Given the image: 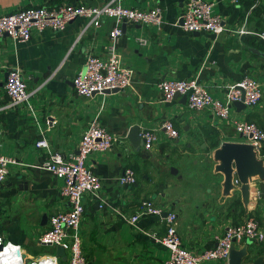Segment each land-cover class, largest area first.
I'll use <instances>...</instances> for the list:
<instances>
[{"label":"crops","instance_id":"obj_1","mask_svg":"<svg viewBox=\"0 0 264 264\" xmlns=\"http://www.w3.org/2000/svg\"><path fill=\"white\" fill-rule=\"evenodd\" d=\"M106 1L0 0V15L30 6L67 2L100 5ZM206 1L215 4L214 13L220 14L229 27L264 29V0ZM185 2L124 0L125 5L140 9L161 5L166 21L162 28L123 24L117 47L121 60L133 73L132 86L125 90L83 97L73 82L90 52L105 56L112 42V19L104 20L100 27L91 26L81 37L87 22L84 17L61 31L34 32L28 42L16 43L7 37L0 45V105L9 100L4 87L8 70L20 68L34 95L31 102L40 115V125L46 128L54 150L65 155L76 152L95 116L119 137L108 152H94L88 160L101 178L103 194L112 207H101L97 200L86 197L87 264H117L118 252L123 251L130 254L125 264H165L169 250L158 241L167 231L164 218L145 216L136 226L123 218L132 216L144 199L177 212L178 233L196 252L214 246L218 235L230 225L243 223L249 215L264 223V162L255 154L261 164L246 181L239 178L233 164L229 179L220 169L222 162L216 154L226 143L249 141L209 110H192L181 98L165 100L158 86L165 77L198 78L223 100L228 86L244 76L260 79L264 87V43L249 33L183 31L175 23L180 21ZM141 38L148 39V44H142ZM233 116L264 126V96L255 108L238 110L235 106ZM165 120L173 122L180 137L169 139L162 134L154 149H146L141 130L158 128ZM135 127L138 130L133 134ZM40 138L26 106L0 111V154L20 162L11 168L8 181L0 189V225L6 238L21 244L31 258L38 255L28 248L43 245L40 236L49 227L50 216L69 207L61 192L64 181L41 168L47 154L36 146ZM127 168L136 172L134 185L118 182ZM249 241L236 244L237 248L248 244L244 262L262 258L264 264V246Z\"/></svg>","mask_w":264,"mask_h":264},{"label":"built area","instance_id":"obj_2","mask_svg":"<svg viewBox=\"0 0 264 264\" xmlns=\"http://www.w3.org/2000/svg\"><path fill=\"white\" fill-rule=\"evenodd\" d=\"M214 5L206 0H186L180 16L183 22L178 21L175 25L189 33H229L240 36L249 33L264 43V29L248 30L245 25L239 29L229 27L220 14L214 13ZM80 17L87 20L80 37L91 26L100 27L106 19H112L114 26L109 32L112 42L108 45L105 56L90 52L82 68L74 76L77 94L91 97L94 93L108 89L125 90L131 87L132 69L121 60L117 40L124 33L123 24L155 25L162 28L166 21L161 5L140 9L125 5L124 0H108L100 5L67 2L53 6H30L14 13L0 15V45L7 37L16 43H24L32 39L34 32L64 30L70 22ZM140 42L147 45L148 39L141 38ZM158 86L165 100L175 99L177 93L186 95L190 109L209 110L219 121L231 124L238 135L249 141L254 153L264 162V127L255 121L233 116L235 103L238 101H243L249 108H255L261 103L264 87L260 79L244 76L240 81L230 84L224 100L215 97L210 87L198 78L165 77ZM4 87L9 100L0 105V111L21 106L28 108L32 121L41 134L36 146L47 154L41 168L64 181L61 192L69 207L50 216L49 227L40 236V242L48 246H62L66 251L65 261H68V264H87L84 243L86 197L97 200L101 207H112L110 200L103 194L101 178L90 168L88 160L94 152H108L119 137L109 131L95 116L83 132L77 151L65 155L54 150L46 137V128L40 125V115L31 102L34 95L29 91L27 80L20 68L8 70ZM162 134L169 139H175L180 137L181 132L171 120H165L158 128H143L140 135L144 140V147L148 150L154 149ZM18 164L20 162L16 158L0 154V189L8 181L11 168ZM118 182L127 186L136 184L134 169L127 168L118 178ZM235 182L239 183L240 180L235 179ZM145 216H160L166 221V234L158 238L169 250L165 264H228L231 249L238 242L250 240L264 244V226L254 215L247 216L241 224L230 225L216 237L214 246L199 252L190 250L182 241L177 228V212L167 210L153 200H142L132 216L123 218L136 226ZM61 260L62 257L56 253L28 257L21 244L6 238L0 225V264H61Z\"/></svg>","mask_w":264,"mask_h":264},{"label":"water","instance_id":"obj_3","mask_svg":"<svg viewBox=\"0 0 264 264\" xmlns=\"http://www.w3.org/2000/svg\"><path fill=\"white\" fill-rule=\"evenodd\" d=\"M182 22H183L182 19H180V23ZM123 30H124V26H123ZM116 91H119V89L118 88H114L111 90L108 89L103 92H116ZM175 98H181L184 103L187 102L186 95H181L180 93H177L175 95ZM235 106L238 108V110H243L246 108V105L244 104L243 101L236 102ZM136 130H138V128L135 127L131 131L134 134ZM216 154H217V158L222 162L220 169L226 172V174L229 176V179H231L233 164H235L238 176L242 181H246L248 175L258 172L259 166L261 164L259 160L258 161L256 160L255 158L256 155L254 153L253 147L249 143H226L222 146L221 150L217 151ZM164 215H166V213H164ZM56 254L62 257L64 261L67 259L66 251L62 246L56 247ZM248 254H249L248 244L243 248H237L236 245H234L231 249V255L228 264H262L263 263L262 258H258L252 263H245L244 259L248 256Z\"/></svg>","mask_w":264,"mask_h":264},{"label":"rangeland","instance_id":"obj_4","mask_svg":"<svg viewBox=\"0 0 264 264\" xmlns=\"http://www.w3.org/2000/svg\"><path fill=\"white\" fill-rule=\"evenodd\" d=\"M255 121V120H252ZM258 124L262 125L259 121H255ZM263 126V125H262ZM264 127V126H263ZM264 153V149H263ZM256 216V215H255ZM257 217V216H256ZM258 218V217H257ZM250 243H254L253 241H249ZM260 246H264V244H260ZM34 255H42V254H51V253H56V247L55 246H48V245H34L30 246L28 248ZM86 254H87V249L85 248ZM123 251V250H122ZM69 254V252H68ZM130 254H127V251H123L121 254L118 252L117 255V264H125V259H129ZM61 264H68V261L61 260ZM223 264H226V262H223Z\"/></svg>","mask_w":264,"mask_h":264},{"label":"trees","instance_id":"obj_5","mask_svg":"<svg viewBox=\"0 0 264 264\" xmlns=\"http://www.w3.org/2000/svg\"><path fill=\"white\" fill-rule=\"evenodd\" d=\"M264 226V223H261Z\"/></svg>","mask_w":264,"mask_h":264}]
</instances>
